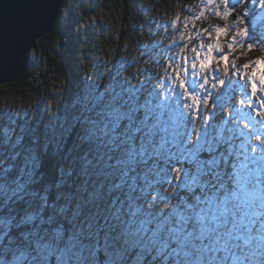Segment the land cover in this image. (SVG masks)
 Masks as SVG:
<instances>
[{"label":"snow or ice","instance_id":"snow-or-ice-1","mask_svg":"<svg viewBox=\"0 0 264 264\" xmlns=\"http://www.w3.org/2000/svg\"><path fill=\"white\" fill-rule=\"evenodd\" d=\"M74 7L0 0V83L64 69L0 94V264H264V0H173L83 72Z\"/></svg>","mask_w":264,"mask_h":264},{"label":"trees","instance_id":"trees-1","mask_svg":"<svg viewBox=\"0 0 264 264\" xmlns=\"http://www.w3.org/2000/svg\"><path fill=\"white\" fill-rule=\"evenodd\" d=\"M116 1L122 6L123 19L125 21L124 28L119 32L120 38L122 37V40L125 36L130 38L128 42H132L133 47L136 40L146 39V32L151 30L148 29L150 12H147L146 8H139L138 0ZM167 1L168 0L156 1L153 5L154 12L155 7H158L157 9H159L167 7V5L170 6ZM72 2L73 0L66 1V3ZM102 6L103 8L106 7L107 10L111 8L108 4L105 2H99V0H75L74 14L79 20V23L75 25V28L80 30L81 38L84 41L80 44L77 53L78 64L81 66L82 72L83 70L88 71L87 67H84L85 69H83L85 64L89 68L91 67V59L97 53L95 43L98 42L101 47V44H104L107 40L106 30H108V25L106 24L107 22L102 23L101 21L103 20H101L102 18L99 16ZM88 16L95 17V22L93 24H87L86 18ZM141 25L144 26V31H139ZM133 28H136L137 30L133 31ZM63 72V64L60 62L59 57L52 59L50 56L45 55L43 70L40 65H33L17 82L0 86V94L5 92L10 93L15 95L18 100L28 102L29 97L35 99L42 96L44 101L46 100L48 103L54 104V101L56 100L54 98L58 95L63 81ZM12 95H9L8 99H11Z\"/></svg>","mask_w":264,"mask_h":264},{"label":"rangeland","instance_id":"rangeland-1","mask_svg":"<svg viewBox=\"0 0 264 264\" xmlns=\"http://www.w3.org/2000/svg\"><path fill=\"white\" fill-rule=\"evenodd\" d=\"M158 2L159 0H138V4H139V8H143V9H147V12H150V17L149 19L155 17V18H159L160 17V13L163 12L166 8H171V5L173 3V0H168L167 2H169V5H167V7H162L157 9L155 7V12H154V8L153 5L155 4V2ZM99 2H105L106 4H108L109 7H111L110 9H106L103 8L101 9V13H99V16L102 18L101 21L102 23H106L108 25V30H106V34H107V40L105 41L104 44H101V47L99 46V43H95V48L97 49V53L93 56V58L91 59V62L93 60H97V59H104L105 58V53H111L112 49L115 48L117 45H128V47L131 49L132 48V42H128L130 40V38H128L127 36H125L122 40V37L120 38V30L124 28L125 26V21L123 19V11H122V6L119 5L117 3L116 0H99ZM107 10V11H105ZM153 12V13H152ZM94 18L95 17H90L88 16L86 18V22L87 24L90 23H94ZM105 20V21H104ZM217 23H219V21H215ZM148 29H150L148 27ZM155 37H152V39H154ZM112 40V41H111ZM98 46V47H97ZM107 48V49H106ZM260 54L258 51L256 52H252L247 54L246 56H244L245 58L251 57L252 55H257ZM253 58V57H252ZM244 59L241 60V64L244 63ZM84 67H87V70H89L90 68L88 66H83V69H85ZM82 70V69H81ZM84 71V70H83ZM5 86V85H2ZM56 99V98H54ZM31 102V101H29ZM44 103L46 104H53V103H48L46 100L44 101ZM54 103H56V100L54 101Z\"/></svg>","mask_w":264,"mask_h":264},{"label":"water","instance_id":"water-1","mask_svg":"<svg viewBox=\"0 0 264 264\" xmlns=\"http://www.w3.org/2000/svg\"><path fill=\"white\" fill-rule=\"evenodd\" d=\"M66 1H67V0H66ZM26 72H27V71H26ZM26 72H25V73H26ZM25 73L21 74L20 76H18V77H17L16 79H14V80H7V81H4V82L0 83V86L17 82L18 80H20V79L24 76Z\"/></svg>","mask_w":264,"mask_h":264}]
</instances>
